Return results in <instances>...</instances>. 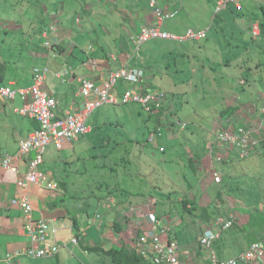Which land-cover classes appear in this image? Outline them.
Listing matches in <instances>:
<instances>
[{
  "label": "rangeland",
  "instance_id": "374dc122",
  "mask_svg": "<svg viewBox=\"0 0 264 264\" xmlns=\"http://www.w3.org/2000/svg\"><path fill=\"white\" fill-rule=\"evenodd\" d=\"M117 1L118 13L110 22L113 27L121 30L131 18L129 14L138 10L139 3L138 0ZM175 2L179 3L180 10L177 8L175 17L162 21L160 24L162 31H160L168 35L184 37L188 29L195 33L202 30L206 31V38L151 39L137 46L134 49L136 56L138 54L147 59L149 67L155 73L153 86L157 88H148L139 92L143 93L147 90L164 92L165 97L161 107L153 113L152 111L146 113L142 111L139 103L130 101L119 105L103 104L96 108L85 120V125H88L92 132L83 137L80 147L76 146V154H71L67 158L66 168L69 172L63 175L70 184L67 191L76 192L74 198L79 202L76 203V207L83 203L80 202V197L85 194L90 196L88 200H93V194L114 195L122 199L121 194L129 196L130 193L135 196L127 206L142 208H145L148 202H154L153 208H149L150 211L155 212L157 219H162V215H166L161 223L168 228L169 235L177 234L178 237H182L178 238L179 241L181 240V245H186V240L192 244L194 239L197 244L205 224L197 218L198 210L195 209L194 214L189 215L183 211L181 202L186 200L188 204L195 203L196 207H212L217 210V215L213 219L222 217L233 220V226L222 232L220 238L223 236L225 239L224 255L237 258V255L246 248L249 235L255 230L250 218L255 212L264 211V149L257 146V150L254 148L256 154L251 150L244 158L236 151L231 153L233 154L231 161L226 162L230 155L227 151L231 149L219 152L218 147L222 144L218 143V146L213 147L214 153L209 154L206 170L201 161L207 158L206 149H211L213 145L211 141L214 132L226 127L222 124L224 119L219 113L223 107L229 105L227 103L240 106L237 102H242L241 106H244L252 100L255 103L256 113L264 105L256 95L258 92H264V46L259 45L261 51L253 48L245 53L242 45L251 47V41L243 39L241 42L242 38L236 33V22L225 18L226 5V8L221 9L223 8L221 7L216 14V4L213 0H175ZM8 4L21 9L13 3V0H0V13L7 9ZM66 4H70V1H66ZM235 6L241 8L238 3ZM235 6L228 5L232 10L236 9ZM258 8L256 5L251 6L247 12L253 11L261 15ZM33 9L38 18L35 20V25H40L45 10H38L36 6H33ZM73 11L76 9L69 11L70 17ZM259 17L264 18V16ZM237 18L239 24L241 15L237 14ZM107 31L110 29L108 28ZM89 35L99 39L105 36L109 40L106 44L111 41L109 32L101 35L99 27L96 28V32ZM19 36L18 34V39ZM22 38L25 39L24 36ZM91 38L87 37L77 44L76 51H73L76 58L82 59L89 54L88 44ZM11 56H15L13 59L18 61V52L11 53L9 57ZM9 66H12L11 58ZM36 69L37 67L32 69L34 75L36 71L45 75L43 69L41 72ZM136 70L139 72L138 69ZM0 88L14 91L26 89H14L6 85ZM16 109L14 108L15 112ZM230 123L240 124L233 119ZM214 126L218 127L214 128ZM86 132L89 130L87 129ZM253 133L251 132L254 138L258 137ZM150 134L153 135L151 142L148 141ZM69 143L72 141L64 143L63 146ZM43 155L36 168L37 172H43ZM76 155L83 159L75 160ZM215 155L221 157L219 160L221 162L216 161L218 157ZM26 158L27 163L30 156ZM214 170L222 174L221 184L210 183V172ZM219 190H221L220 199L217 196ZM92 210L94 209L88 205L86 211L92 214ZM161 223L159 222V228L163 227ZM234 225L239 231L233 236L230 235V230H234ZM261 235L263 232H256L254 237L258 238ZM60 237L62 236L58 234V240ZM89 253L96 255L98 264L115 263L110 254L102 251L98 253L89 251ZM86 261L83 256L79 257L80 264H87Z\"/></svg>",
  "mask_w": 264,
  "mask_h": 264
},
{
  "label": "crops",
  "instance_id": "0c3cea01",
  "mask_svg": "<svg viewBox=\"0 0 264 264\" xmlns=\"http://www.w3.org/2000/svg\"><path fill=\"white\" fill-rule=\"evenodd\" d=\"M66 1H70V4H66ZM242 2L245 3L241 8L236 7L240 8L241 12L233 13L226 10L225 18L233 19L236 22V33L242 38L241 42L243 39L251 41V47L247 48L242 45L245 53L253 48H258L261 51L259 45L264 46V27L261 22H264V18L259 16H264V10L262 11L264 0H244ZM13 3L21 9L8 4L7 9L0 13V86L6 85L14 89L28 88L33 84L32 69L36 67L39 71L43 69L42 71L45 72L44 90L57 102L55 112L59 115H66L81 108L84 100L79 93V78L93 81L101 90L105 88L112 72L121 68H135L142 74L137 87L138 91L156 88L153 86L154 71L149 67L144 56L138 54L136 56L133 44V38L140 29L156 26L153 9L157 6L149 4V0H138V10L129 14L132 19L129 18L121 30L113 27L110 22L111 18H115L118 13L117 0H13ZM238 4L240 5V3ZM254 5L259 7L261 15L253 11L247 12V9ZM33 6H36L38 10H45L44 19L40 25H35V20L38 18ZM158 6L176 10L179 8L180 10V5L175 0H159ZM74 9L76 11H73L70 17L69 11ZM237 14L242 15L239 24L237 23ZM254 22L259 23L261 28L259 35L252 38L250 27ZM34 26L36 27L33 29ZM161 26H157L159 31ZM97 27L101 29V35H106L109 32L110 43L106 44L108 38L105 36L103 39H99L89 35L96 32ZM108 28L112 33L107 31ZM18 34L20 35L19 39L17 38ZM87 37H92L88 44L90 52L86 57L78 59L73 53L76 51L77 44ZM47 43L49 44L46 46ZM10 50H14V52H10ZM16 52L19 53L18 61L13 59L15 56L9 57L11 53L15 54ZM10 58L11 67L9 66ZM133 86L125 80H118L111 92L122 94L124 91L133 89ZM256 95L260 102H264V92H258ZM90 99L92 98L88 100ZM237 103L240 106L234 105L236 108L231 116H227L226 119L222 116L224 119L222 124L226 127L214 132L211 149L216 147L217 133L227 129L236 131L247 128L258 137L264 135V114L261 110L264 105L256 113L255 103L252 100L244 106H241L242 102ZM23 104L24 102L18 96L13 101L0 97V154L19 156L17 153L19 142L37 127V122L34 119L15 112L14 108ZM227 104L232 105L231 102ZM215 113L216 111H214V116ZM219 114L222 115L221 112ZM231 119L239 121V125L243 127L236 124L231 125ZM218 126H214V128ZM86 127L89 132L76 138L72 143L65 144L59 150L54 146H47L43 155L42 170L52 178L55 188L47 190L31 185L27 192L34 218L54 221L56 231L53 235V231L49 229L48 242L53 243L55 238L58 252L39 259L18 256L14 258L17 264H80L79 257L82 256L86 258L87 264L93 262L98 264L99 260L96 255L90 254L89 251L107 253L108 250L116 248H122L123 253L127 255L131 253L137 255V236L141 235L143 231L135 228V220L129 213L130 207L135 206H127L135 196L134 194L129 193V196L121 194L122 199L116 198L114 195L95 196L93 194V200H88L90 196L85 194L80 197V202L83 201V203L76 207V203H79L74 198L76 192L69 193L67 191L70 184L63 175L69 172L66 168L67 158L71 154H76V146L80 147L84 140L83 137L91 134L92 129L88 125ZM211 149H206L207 158L201 161L202 166H205L204 170L208 166L209 154L214 153V148ZM256 150H254V154H256ZM227 152L230 153V157H227L229 160L226 159V162L231 161L233 155L231 150ZM78 155L75 158L77 161ZM79 159L82 160L83 157ZM26 160V156H19L15 163L18 168L16 173L0 167V264H5L3 258L6 253L25 249L29 243V238L24 230L25 220L18 208L11 204V200L14 199L17 192L15 183L25 171ZM219 174L222 182V174L220 172ZM91 202L95 203L90 204ZM88 205L94 209L92 214L86 211ZM165 217L166 215H162V219H158L159 222H163ZM161 225L164 226L162 223ZM77 232L82 233L83 237L78 244H73L70 240ZM58 234L62 236L59 240ZM176 236L177 234L169 235L167 231L166 234L161 235V238L167 241L172 239L177 244L178 257L182 262L201 260L207 256V252L198 245V239L197 244L196 239H192V244L186 240V245H181V240H178L180 237ZM215 243L216 241L213 243V249ZM248 245L249 243H247ZM214 251L218 259L228 258L226 254L224 255L225 249H222L223 253L220 257L215 249ZM145 261L147 264H151L149 260Z\"/></svg>",
  "mask_w": 264,
  "mask_h": 264
},
{
  "label": "built area",
  "instance_id": "2783aa9c",
  "mask_svg": "<svg viewBox=\"0 0 264 264\" xmlns=\"http://www.w3.org/2000/svg\"><path fill=\"white\" fill-rule=\"evenodd\" d=\"M233 0H218L219 8L226 5L227 2ZM152 6L153 1H152ZM158 21H162L169 17V14H163L159 9H155ZM253 34H257L254 29ZM203 34H194L187 31V38H199ZM153 38H174L166 33L160 32L155 28H142L136 37V43L141 44ZM48 44V43H47ZM46 44V45H47ZM142 74L136 71L125 72L120 70L110 76L105 88L99 89L95 84L87 79L80 78L79 87L82 97L85 99L79 110H74L66 115H59L55 112L57 102L44 90V75L36 71L33 84L26 89L17 91L9 88H0V95L8 100H13L19 96L24 104L16 109V112L26 115L34 119L39 130H33L24 139L19 142L18 155L30 156L26 163L25 172H23L16 181V196L11 200L24 218V230L29 243L27 248L6 253L3 262L5 264H17L14 258L18 256H27L38 259L52 256L58 252V245L55 242H48V231L54 232V221L52 219H36L32 213V207L27 195L28 188L31 185L43 187L47 190L55 188L52 178L44 172H37L36 168L40 163L41 156L44 154L47 146L53 144L60 149L64 143L75 141L79 135L87 131L85 120L87 116L102 104H126L127 102H140L142 110L146 113H153L161 107L164 98L158 94H150L145 97L137 95L135 90L129 89L118 95L111 92V89L118 79L128 80L136 83L140 80ZM93 99L88 100V98ZM264 112V109H263ZM249 130L237 129L236 131H227L218 134L217 142L222 145L218 147V151L229 149L226 138H229L231 149L240 152L241 156H247L251 150L258 146L256 138H254ZM19 156H10L8 154H0V167L11 172H17L15 161ZM218 159L221 157L215 155ZM34 157V159H33ZM215 182H219L220 178L212 173ZM154 202H148L145 208L132 207L129 209L130 216L134 218L136 229L143 232L137 236V255L142 259L149 260L151 264H264V236L261 239L249 243V245L237 255V258L231 257L226 259H218L213 249V243L219 238L220 234L232 227L233 220L231 218L215 217L204 225L198 237V245L207 252V256L201 260L182 262L178 257V247L173 241L162 240L161 235L166 234L168 228L163 226L159 228V220L156 218L155 212L150 211ZM70 226V230H71ZM158 230V232H157ZM83 234L77 232L70 240L73 244H78Z\"/></svg>",
  "mask_w": 264,
  "mask_h": 264
},
{
  "label": "trees",
  "instance_id": "16d2710c",
  "mask_svg": "<svg viewBox=\"0 0 264 264\" xmlns=\"http://www.w3.org/2000/svg\"><path fill=\"white\" fill-rule=\"evenodd\" d=\"M243 3L244 2H240L241 7L243 6ZM229 4H233L234 5L233 2H228L226 4L227 11L229 10V11H231L233 13L237 12V10H236L237 8L232 10L230 7H228ZM262 11H263V9H262ZM239 12H241V10L238 11V13ZM230 20L232 21L233 19H230ZM261 24H262V27H264V22H261ZM259 28H261V25H259ZM241 79H243V78H241ZM243 81H245V79H243ZM235 108L236 107L233 106V105H227L221 111V114H222L221 116H223V118L225 117V119H226L227 116L229 117V116L232 115V113L235 111ZM260 147H262L264 149V141L262 143H260ZM220 191L221 190L217 191L218 198L221 195ZM181 206L183 207L182 208L183 211L188 213L189 215L190 214L193 215L194 214L193 211L195 209L198 210L199 213L197 215V218L202 220L205 224L210 222L213 219V217L217 215V210H215L212 207H198V206L196 207L195 203L193 205L190 204V203L188 204L186 202V200H183L181 202ZM250 219H251L252 223L254 224L255 230L249 235V239H247L248 243L257 241V240L261 239L262 236L264 235V211L263 212H255ZM233 228H234L233 231L230 230V233H231L230 235L234 236L236 231H239V229H237L238 227L235 226V225H234ZM256 232H263V235H261L258 238H255L254 234ZM224 245H225V239L223 238V236H221V238L214 244V249L216 250V252H217L219 257L222 255L221 253H223L222 249L224 248ZM107 253L111 255V257H112L113 261L115 262V264H147L146 261L144 259H142V257H140L138 255H135L133 253L127 255V254L123 253V249L122 248L111 249V250H108Z\"/></svg>",
  "mask_w": 264,
  "mask_h": 264
},
{
  "label": "bare ground",
  "instance_id": "6f19581e",
  "mask_svg": "<svg viewBox=\"0 0 264 264\" xmlns=\"http://www.w3.org/2000/svg\"><path fill=\"white\" fill-rule=\"evenodd\" d=\"M152 1H153V6H157V8H159L162 12H163V14H169V17L168 18H166V19H169V18H173V17H175L176 16V12H177V10H174V9H169L168 7H165V8H161V7H159L158 6V2H159V0H149V4H152ZM214 2H215V4H216V14L221 10V9H224V7L225 6H223V8H219L218 7V5H217V2H218V0H213ZM242 1H244V0H233V2H235V3H240V2H242ZM230 2V1H229ZM228 3V2H227ZM226 3V4H227ZM226 8V7H225ZM156 9V8H155ZM155 9H154V12H153V14H154V19H155V21H156V26H151V27H144V28H155V29H157L158 30V28H157V26L159 25L160 26V24L162 23V21H164L165 19H163L162 21H158V19H157V17H156V14H155ZM76 20V19H75ZM259 23H257V22H254V23H252L251 24V27H250V34H251V37L252 38H255V37H257L258 35H259V32H260V28H259ZM254 29H256V31H257V34H253V31H254ZM141 30V29H140ZM139 30V31H140ZM159 31V30H158ZM187 31H192V30H190V29H188ZM187 31H186V33H187ZM161 32V31H160ZM193 32V31H192ZM139 33V32H138ZM137 33V34H138ZM164 33V32H163ZM186 33H185V35H184V37H176V36H174V35H169V36H173L174 38H168V39H174V40H187V39H192V40H200V39H202V38H204L205 37V33H206V31H198L197 33H195V32H193L194 34H200V33H202L203 35L202 36H200L199 38H187L186 37ZM136 37H137V35L133 38V44L135 45V48H137V46H139L140 44H138V43H136ZM153 39H162V38H153ZM149 40H151V39H149ZM148 41V40H147ZM143 43V42H142ZM141 43V44H142ZM37 70V69H36ZM120 70H123V71H125V72H128V71H136V72H138L136 69H133V68H131V69H124V68H121V69H118L117 71H114V72H112L111 74L113 75V74H115L116 72H118V71H120ZM41 72V71H40ZM34 75V74H33ZM111 75V76H112ZM35 76V75H34ZM118 80H124V79H118ZM117 80V81H118ZM116 81V82H117ZM126 81V80H125ZM115 82V83H116ZM127 82H130V81H128L127 80ZM139 82V81H138ZM138 82H136V83H131V84H133L134 86L132 87L133 88V90H135V92L137 93V95H139L140 96V98L141 97H145V96H147V95H150V94H158V95H160L161 97H165V93L164 92H162V91H159V90H147V91H145V92H143V93H140L139 91H138V89H137V87H138ZM114 86V85H113ZM79 93H80V90H79ZM80 95L82 96V94L80 93ZM83 98V97H82ZM84 99V98H83ZM137 103H139L140 104V106L142 105L140 102H137ZM263 109L264 108H262L261 110H262V114H264V112H263ZM29 118V117H28ZM34 130H39V128H36V129H34ZM227 131H230L229 129H227V130H224V131H221V132H224V135H227L226 134V132ZM221 132H219V133H221ZM87 133V132H86ZM218 133V134H219ZM218 134L216 135V138H215V142H216V146H218V142H217V137H218ZM254 136H256V135H254ZM256 140H257V142H258V147L260 146V143H262L263 141H264V135L263 136H261V137H256ZM229 138H226L225 139V142H228V145H227V147L229 148V149H231V145H230V143H229ZM51 145H53V144H51ZM54 147H55V145H53ZM56 148V147H55ZM62 148V147H61ZM60 148V149H61ZM257 148V147H256ZM57 150H59L58 148H56ZM231 152H236V150L235 149H231ZM249 155V154H248ZM247 155V156H248ZM241 157H246V156H241ZM240 157V158H241ZM218 160H220V159H216V161H218Z\"/></svg>",
  "mask_w": 264,
  "mask_h": 264
},
{
  "label": "clouds",
  "instance_id": "9594fccd",
  "mask_svg": "<svg viewBox=\"0 0 264 264\" xmlns=\"http://www.w3.org/2000/svg\"><path fill=\"white\" fill-rule=\"evenodd\" d=\"M79 79H80V78H79ZM92 82H93V81H92ZM93 83H94V82H93ZM95 86H96V85H95ZM96 87H97V86H96ZM97 88H98V87H97ZM117 94H118V93H117ZM118 95H120V94H118ZM91 98L93 99V97H91ZM88 99H89V98H88ZM83 100H85V99H83ZM90 100H91V99H90ZM83 102H84V101H83ZM83 102H82V103H83ZM126 104H127V103H126ZM102 105H103V104H102ZM111 105H113V104H111ZM118 105H119V104H118ZM81 106H82V105H81ZM100 106H101V105H100ZM100 106H99V107H100ZM96 108H98V107H96ZM96 108H95V109H96ZM95 109H94V110H95ZM94 110H93V111H94ZM93 111H92V112H93ZM142 111H143V110H142ZM92 112H91V113H92ZM91 113H90V114H91ZM90 114H89V115H90ZM89 115H88V116H89ZM87 118H88V117H87ZM36 128H39V127H38V124H37V127H36ZM36 128H35V129H36ZM87 128H88V127H87ZM31 132H32V131H31ZM158 135H159V134H158ZM152 139H153V135L150 134L149 137H148V141L151 142ZM212 173H215L216 175L219 176V178H220V181H219V182H215V181H214V178H213V176H212ZM210 178H211V182L214 183L215 185H216V184H219V183L221 182V176H220L219 172H218V173H217V172H210ZM52 183H53V181H52ZM206 224H207V223H206ZM204 225H205V224H204ZM232 226H233V225H232ZM230 228H231V227H230ZM230 228H229V229H230ZM227 230H228V229H227ZM225 231H226V230H225ZM223 232H224V231H223ZM220 235H221V234H220ZM263 236H264V235H263ZM219 237H220V236H219ZM38 259H39V258H38ZM144 260H145V259H144Z\"/></svg>",
  "mask_w": 264,
  "mask_h": 264
}]
</instances>
